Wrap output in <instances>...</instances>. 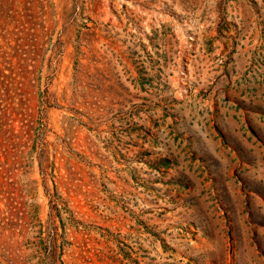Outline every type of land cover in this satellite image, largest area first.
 Masks as SVG:
<instances>
[{
	"label": "rangeland",
	"instance_id": "obj_1",
	"mask_svg": "<svg viewBox=\"0 0 264 264\" xmlns=\"http://www.w3.org/2000/svg\"><path fill=\"white\" fill-rule=\"evenodd\" d=\"M0 264H264V0H0Z\"/></svg>",
	"mask_w": 264,
	"mask_h": 264
}]
</instances>
